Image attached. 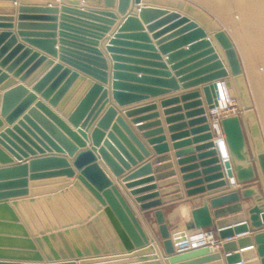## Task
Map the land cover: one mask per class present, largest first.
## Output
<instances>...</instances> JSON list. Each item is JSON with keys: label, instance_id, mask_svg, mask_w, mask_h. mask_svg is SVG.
Masks as SVG:
<instances>
[{"label": "water", "instance_id": "obj_1", "mask_svg": "<svg viewBox=\"0 0 264 264\" xmlns=\"http://www.w3.org/2000/svg\"><path fill=\"white\" fill-rule=\"evenodd\" d=\"M211 11L239 46L264 124V0H0V264H162L155 245L167 264H264V134L237 46ZM220 82L239 101L238 113L219 118L224 153L210 114ZM172 90L181 92L161 104L182 105L165 113L184 112L167 122L188 120L169 127L181 131L171 138L192 135L173 144L185 199L175 178L136 188L173 172H157L165 164L134 180L152 170L150 152L113 105ZM159 133L142 135L162 155ZM45 181L70 184L33 196ZM205 192L173 228L166 205ZM203 230L223 256L189 244L187 231Z\"/></svg>", "mask_w": 264, "mask_h": 264}, {"label": "crops", "instance_id": "obj_2", "mask_svg": "<svg viewBox=\"0 0 264 264\" xmlns=\"http://www.w3.org/2000/svg\"><path fill=\"white\" fill-rule=\"evenodd\" d=\"M58 1H60V0H58ZM116 22L118 23V21H116ZM117 23H115L112 26V30L113 31L116 29ZM179 92H181V91L180 90H177V91L172 90V91H170L168 93H165V94H162V95H158V96H155V97H149L147 99L140 100V101H137V102H134V103H131V104L117 105V104L113 103V105L117 109V112L123 116L125 121L133 128V130L137 133V135L140 137V139L145 143L146 147L149 149V152H150V155L148 157H146L145 160H150L152 170L150 171V173H146V174H143V175H139L138 177H135L134 180H140L142 178L149 177V176H154L155 177L156 170L159 169L161 166H163L165 164H167L168 167L162 168V169L158 170L157 172L170 171V170H172V172H173L172 175H170L168 177H165L164 179L158 180L156 178L155 179L153 178L152 181L136 185V188L148 186V185H151V184H157L158 185V184H160L159 182H162L164 180H169L170 178H175L176 183L174 185H172V186L179 187V191L178 192L181 193L183 198L185 199V198H187V196L185 194V190L186 189L184 187V182L185 181L182 178L184 173L181 172L180 168H181L182 165H180L178 163V158L176 157V151L178 149H175L173 144L175 142H182V141H185V140L192 139V135L188 134V135H185V136L178 137L176 139H172L171 138L172 134H175V133H178V132H181V131H180V129H178L177 131H170L169 127L171 125L187 121L188 119L184 118V119H177V120H174V121H171V122H167V118L168 117L174 116V115L179 114V113H183L184 111H183V109H181V110H178V111L165 113V110L166 109H170V108H175L176 106H180L182 104L181 103H179V104L172 103V104H167V105H162L161 104V101L163 99L170 98V97L178 94ZM111 102L112 101H110V103ZM149 102H154L155 107L153 109L142 111L140 113L132 115L131 117H127L123 113V110H125V109L131 108V107H135V106H142V105H144L146 103H149ZM57 114L59 116H61L60 113H57ZM149 114H152V117H150V118L145 117V116H148ZM132 118H140V119H138L139 122L133 123L132 122ZM148 122H157V124H155L152 127L145 128V129H137V127L139 125L145 124V123H148ZM152 128L153 129L154 128H159L161 130V133H159V135L164 136V142L168 146L167 151L165 153H163L162 155H158L152 149V145L147 143V138H144V136L142 135V133L144 131H147L148 129H152ZM194 146H195V144L191 143V145H185V147H182V146L181 147L182 148H188V147H194ZM9 155L15 160V162H18L16 157L13 154H9ZM189 156H197L196 151H193V153H191ZM158 158H163L164 160L157 162ZM192 162L193 163H198L199 161H198V159H195ZM135 168L136 167L131 166L130 169L125 170L124 174H127V173L135 170ZM106 170H107V173L109 174L110 178L115 183V185H117L118 188L120 189L121 193L127 198V200L131 201L132 208L135 211L139 212V210L137 209V206L135 205V203L132 202V199H131V197L128 194L129 189H126L123 186L124 183H122L121 180H119V177L114 176L113 173L110 172L111 170L110 171H109V169H106ZM194 170L199 171V170H201V168L197 167V169H194ZM70 180H71L70 182H73L75 180V177H72ZM69 184L70 183H67L66 185H62L61 187H59L57 189L56 188L55 189H48L49 186H54L55 183L54 182L45 181V182H42L40 184H37V186H36V189L45 188V190L43 189L42 191L36 192V193L33 194V196H37L39 194H50L52 192H56L58 190L64 189ZM169 187L170 186H168V185L157 186L156 189H151V190L146 191V192H150L152 190L160 191V190H163V189H166V188H169ZM206 193L207 192L200 193V194L188 197V199L191 200V201L183 202L182 200H179V201H175L173 203H169V205H170L169 207H168V205H166L167 207L164 208V213L167 216V219H169V221L171 222L173 228L175 227L176 230H179L181 228L182 224L185 221L190 219V214H189L190 209L192 207H194V206L199 205L200 201H201V196L205 195ZM139 215H142V214L139 212ZM141 219H142V222H143L142 226L145 229L146 233L149 232L150 234H152V231H151L152 226L150 225L151 224L150 221L147 220L148 218L146 219L144 216H142ZM153 226L155 227V225H153ZM28 232L30 233V236L33 237L31 232L30 231H28ZM198 232L199 231H187V234H188L189 237L192 238ZM239 236H244V235L234 236L231 239H235V238H237ZM242 243L244 245L248 244V243L245 242V240H243ZM212 250L215 251V252L219 251L222 256L224 254L220 250L219 246L218 247L212 246ZM155 253L157 254V256H158V258H159V260H160V262L162 264H167L165 262V259L163 258V252H162L161 246H156L155 245ZM44 261L47 262L46 260H44ZM221 262H222V264H225L223 258L221 259ZM133 264H135V263H133Z\"/></svg>", "mask_w": 264, "mask_h": 264}, {"label": "built area", "instance_id": "obj_3", "mask_svg": "<svg viewBox=\"0 0 264 264\" xmlns=\"http://www.w3.org/2000/svg\"><path fill=\"white\" fill-rule=\"evenodd\" d=\"M218 88H219V97H218V102H219V99L221 97V90H220L219 83H218ZM232 100H233V102H235V100L233 98H232ZM214 108H217V107H214ZM232 113H236L235 109L233 110L231 108H228L227 112H223V113L222 112H216L214 109H212L210 111L211 119H212V121L215 122L213 124V128L215 130V137L216 136L218 137L217 139H215L217 142H219L218 139H221V141L224 143L223 133H222V130H221L220 125H219V118L224 116V115H228V114H232ZM225 156L228 157L227 155H225ZM193 238H199L198 244H209V245L215 246V247L219 246L218 244L215 243L214 234H213V231H211V230L199 231L196 235H194L192 237V239ZM187 245H183L182 247L185 248V247H187Z\"/></svg>", "mask_w": 264, "mask_h": 264}, {"label": "bare ground", "instance_id": "obj_4", "mask_svg": "<svg viewBox=\"0 0 264 264\" xmlns=\"http://www.w3.org/2000/svg\"><path fill=\"white\" fill-rule=\"evenodd\" d=\"M219 85H220V90H221V97H220L219 102L216 106L217 108H213V109L216 112H222V113L227 112L228 108H231L234 110L236 107H238V105L233 102L232 97L229 95V90L221 82L219 83ZM211 122H212V125L215 123L214 121H211ZM217 138L218 137L216 136L215 139H217ZM218 140H219L218 143H219L220 149L223 151V153L226 152L225 144L221 141V139H218ZM224 157H226V156H224ZM242 238H243V236H242ZM198 242H199V238H193L189 244L192 246L204 245V244H198ZM245 242L246 243L250 242L249 237L245 236Z\"/></svg>", "mask_w": 264, "mask_h": 264}, {"label": "rangeland", "instance_id": "obj_5", "mask_svg": "<svg viewBox=\"0 0 264 264\" xmlns=\"http://www.w3.org/2000/svg\"><path fill=\"white\" fill-rule=\"evenodd\" d=\"M212 12V11H211ZM213 13V12H212ZM214 14V13H213ZM215 15V14H214ZM216 16V15H215ZM216 18L218 19V17L216 16ZM219 20V19H218ZM220 24L228 31V29L223 25V23L219 20ZM229 32V31H228ZM229 34L231 35V33L229 32ZM231 37L233 38L236 46H237V49L239 51V55L241 57V61H242V65H243V72H244V75H245V79H246V82H247V88H248V91L250 93V96H251V101H252V104H254V107L259 115V119H260V123H261V127H262V130H263V134H264V124H263V120H262V117H261V114H260V110H259V107H258V104H257V100H256V97H255V93H254V90H253V87H252V83H251V80H250V77H249V74H248V71L246 69V66H245V63H244V60L242 58V55H241V52H240V49H239V46L236 42V40L234 39V37L231 35ZM252 87V88H251ZM238 107L235 108V112L238 113L239 112V101L235 98V97H232Z\"/></svg>", "mask_w": 264, "mask_h": 264}]
</instances>
